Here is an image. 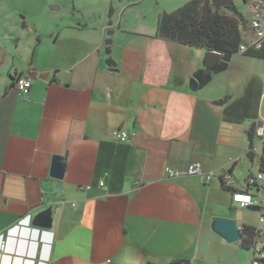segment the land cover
<instances>
[{
    "label": "crops",
    "instance_id": "crops-1",
    "mask_svg": "<svg viewBox=\"0 0 264 264\" xmlns=\"http://www.w3.org/2000/svg\"><path fill=\"white\" fill-rule=\"evenodd\" d=\"M26 1L0 0V235L25 226L0 264H250L213 220L258 226L231 193L264 158L247 153L264 59L236 53L194 88L207 51L157 37L159 16L189 0ZM192 163L211 180L166 176ZM41 214L50 229L31 225Z\"/></svg>",
    "mask_w": 264,
    "mask_h": 264
},
{
    "label": "trees",
    "instance_id": "trees-1",
    "mask_svg": "<svg viewBox=\"0 0 264 264\" xmlns=\"http://www.w3.org/2000/svg\"><path fill=\"white\" fill-rule=\"evenodd\" d=\"M244 24L245 18L233 5L216 10L210 0H189L174 12L159 16L157 37L193 48H202L222 56L212 68L198 70L194 74L198 87H203L210 82L213 74L227 69L231 56L237 53L242 42L241 31ZM247 55L264 59L262 51L248 52ZM250 138L252 139V133ZM259 171L264 173L263 157L260 159ZM222 186L225 189L223 183ZM241 234L240 246L249 250L253 228L242 227Z\"/></svg>",
    "mask_w": 264,
    "mask_h": 264
},
{
    "label": "built area",
    "instance_id": "built-area-1",
    "mask_svg": "<svg viewBox=\"0 0 264 264\" xmlns=\"http://www.w3.org/2000/svg\"><path fill=\"white\" fill-rule=\"evenodd\" d=\"M249 4V18L245 19V24L241 31L242 42L237 53L247 54L248 52H264V0H246ZM32 86L30 77H16L14 88L18 95L26 98ZM253 137L256 142L251 144L247 153L250 156L264 155V122L257 121L253 126ZM112 137L118 142L128 141L129 136L121 130L112 132ZM236 160H234L235 162ZM168 178L179 176L200 177L209 182L213 173L204 174L199 163L190 164L184 172H176L166 169ZM224 187L229 188L232 184L230 177L222 178ZM246 192H232L231 201L241 209L257 208L259 214L258 226L253 228L252 244L250 246V264H264V173L258 171L250 174L246 179ZM29 221L27 222L28 225ZM23 222H19L12 230L0 235V254L6 250L7 240L14 235V230L23 229ZM242 228H240L241 231Z\"/></svg>",
    "mask_w": 264,
    "mask_h": 264
},
{
    "label": "water",
    "instance_id": "water-1",
    "mask_svg": "<svg viewBox=\"0 0 264 264\" xmlns=\"http://www.w3.org/2000/svg\"><path fill=\"white\" fill-rule=\"evenodd\" d=\"M214 5L215 9H221L223 7H228L232 5L231 0H210ZM106 45L111 44V40L108 39L105 42ZM222 56L215 52H207L205 56L204 66L205 69L212 68L217 62L221 60ZM190 85L194 88L197 86V81L192 79L190 81ZM50 175L53 178L61 179L63 176V166H62V158L54 157L52 162V167L50 171ZM254 212H257V208L250 209ZM38 222V223H37ZM214 230L224 238V240L229 244L239 243L242 240V234L240 228L237 226L236 222L231 219L225 218H214ZM32 226L38 227L41 229H50L51 228V219L47 214H41L33 219ZM173 264H182V262H175Z\"/></svg>",
    "mask_w": 264,
    "mask_h": 264
},
{
    "label": "rangeland",
    "instance_id": "rangeland-1",
    "mask_svg": "<svg viewBox=\"0 0 264 264\" xmlns=\"http://www.w3.org/2000/svg\"><path fill=\"white\" fill-rule=\"evenodd\" d=\"M43 0H27L26 1V4L28 6H35V5H38L39 3H42ZM232 1V5L235 7V9L245 18H249V7H250V4L245 1V0H231ZM66 4H69L70 3V0H66L65 1ZM65 5V4H64ZM226 12V11H225ZM245 212H248L249 214H251L253 216V218L256 219V221L258 220L259 218V214L257 212H253V211H248V210H245ZM257 224V222H256ZM251 255V254H250Z\"/></svg>",
    "mask_w": 264,
    "mask_h": 264
}]
</instances>
